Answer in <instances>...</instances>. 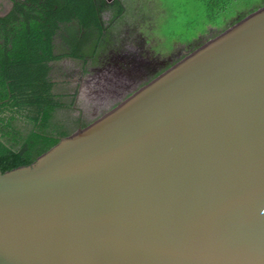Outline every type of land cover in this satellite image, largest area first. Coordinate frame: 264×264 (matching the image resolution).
Wrapping results in <instances>:
<instances>
[{
	"label": "water",
	"instance_id": "1",
	"mask_svg": "<svg viewBox=\"0 0 264 264\" xmlns=\"http://www.w3.org/2000/svg\"><path fill=\"white\" fill-rule=\"evenodd\" d=\"M0 264H264V6L0 169Z\"/></svg>",
	"mask_w": 264,
	"mask_h": 264
},
{
	"label": "trees",
	"instance_id": "2",
	"mask_svg": "<svg viewBox=\"0 0 264 264\" xmlns=\"http://www.w3.org/2000/svg\"><path fill=\"white\" fill-rule=\"evenodd\" d=\"M37 1L34 0V4ZM213 1L217 0H210L212 3ZM41 5L33 6L31 9L26 2L22 5L16 3L6 18L9 22L7 34L0 35L4 40L0 41L2 172L32 163L39 155L54 146L61 137L71 134L80 126L87 125L78 123L76 127L71 128L70 123L59 120L53 122L55 112L66 104L64 102L66 94L57 92L54 104L50 105L48 87L59 85L60 77L57 76L56 81H51L49 60H58L76 53L74 50L65 53L59 50L64 45L63 33L68 24H77L80 28L89 30L91 36L97 32L98 39L94 41L95 44L98 43L105 29L101 22L100 10L107 8L108 4L105 0H46V3ZM245 15H241V18ZM31 47L36 49L30 50ZM55 47L57 53H54ZM42 52L39 58L33 55ZM62 84L67 82L64 81ZM23 87L31 90H25ZM67 98L68 101H75L76 93L72 94L71 99L69 96ZM30 106L36 110H31L33 108ZM22 121H28L31 125L28 131L21 130ZM50 125L54 126L53 130L49 129Z\"/></svg>",
	"mask_w": 264,
	"mask_h": 264
},
{
	"label": "flooded vegetation",
	"instance_id": "3",
	"mask_svg": "<svg viewBox=\"0 0 264 264\" xmlns=\"http://www.w3.org/2000/svg\"><path fill=\"white\" fill-rule=\"evenodd\" d=\"M33 1L34 0H30V2H28V0H0V18H2V21H0V35L1 33L7 34L9 22L6 20V18L13 11L16 3L22 5L26 2L27 6H30L31 9L33 8V6H38L41 5V3H46V0H38L35 4ZM105 1L108 4L107 8L100 10L101 22L104 25L105 29L104 34L102 38L98 40V43L95 44L94 41H97L98 39L97 32H95V35L91 36L89 30L80 28L77 24L67 25L66 31H64L63 33L65 35V42L64 45L59 48V50H62V53H65L68 50H74L76 53L72 56H63L58 60H49V66L51 68L49 71V76L51 77V81H56L57 76L60 77L59 85H53L48 87V91H50V105L54 104L53 102H55L56 100L57 92L66 94L64 97V102H66L67 96H69V98L71 99L72 94L76 93V96L78 97V94H81L84 89L87 91L86 93H88L90 90H93L95 95L98 97L92 98L101 103L103 96H105L106 92L109 91V86L107 82H104L105 80L97 81V84L93 85L94 89L90 84H88L90 79V68L93 67L95 68L93 77H97L100 79L105 74V72H108L113 75H116V77H119L120 80H122L124 76L125 80L123 81V84H128V82L134 83V86L130 85V87L124 85V88L121 91L119 90L123 87V85L120 86L119 84V87L115 86V88L113 89L114 96H116L117 100L119 101L113 100L112 102H110L112 110L123 100L128 98L131 94L153 81L156 77L165 72L168 68L172 67L174 64L179 62L184 56L194 51L199 46L209 40L208 39L205 42L200 43V37L197 43H192L189 44L187 47H182L181 49H178L177 52L172 51L165 57H161V55L151 56L149 52H145L143 48L144 40L141 39V41H139L136 37L132 36V34L135 32V29L130 28V23L129 25H125V28L127 30H124V32L122 33L123 36H126L125 38L121 39L120 35L118 36V34L115 33L116 25L122 18V13H125L127 11L126 1ZM41 6L45 7V5ZM263 6H259L257 8H261ZM235 18L236 20L232 22V24L236 23L239 19H241V16L237 15ZM33 40L42 42V40ZM0 41L3 42L4 40L0 37ZM72 42L75 44H73ZM34 49L36 48H30V50ZM54 53H57L56 47L54 48ZM42 54L43 52L40 54L34 53L33 55L34 57L39 58L42 56ZM59 69L61 70L58 73ZM109 79L108 80L111 83L113 76H111V78ZM64 81H68V83L63 85L62 83ZM69 82H71L72 84L69 85ZM41 88L46 87H38V89ZM130 88L133 92H130ZM25 90H31V88H25ZM32 106L35 105L32 104ZM32 106H30V108H33ZM67 106L71 108L74 107L75 104L72 106V102L68 101L60 109H66L68 108ZM96 108L97 106H95V109ZM31 110L35 111L36 108L34 107ZM4 114L7 113L4 112ZM79 116V124H89L96 120L94 119L93 121L87 122L81 117V115ZM53 122H56V112L54 114ZM20 126L21 130L23 131H28L31 127L28 121H22L20 123ZM53 127V125H50L49 129L53 130Z\"/></svg>",
	"mask_w": 264,
	"mask_h": 264
},
{
	"label": "rangeland",
	"instance_id": "4",
	"mask_svg": "<svg viewBox=\"0 0 264 264\" xmlns=\"http://www.w3.org/2000/svg\"><path fill=\"white\" fill-rule=\"evenodd\" d=\"M127 11L122 13V18L116 25L115 33L123 39L125 25L135 29L132 34L139 41L144 40V50L152 55L165 57L172 51L177 52L182 47L197 43L201 37V42L215 37L231 26L237 15L251 13L263 6L264 0H125ZM100 64V63H99ZM96 65V64H94ZM95 68H90L89 82L92 87L97 81L105 80L109 86V91L103 96L99 103L92 97H98L93 90L88 93L84 89L81 94L72 101V106L66 109H59L56 112V120L70 122L71 128L76 127L79 115L87 121L103 116L111 110L110 102L117 100L113 89L123 85L130 87L134 83H124L116 75L105 72L99 79L94 76ZM111 76L113 79L110 83ZM109 79V80H108ZM93 80V81H92ZM68 83V81H67ZM72 83L69 82V85ZM89 85V86H90ZM88 86V87H89ZM94 89V87H93ZM127 91V90H126ZM130 92H133L130 88ZM119 101V100H117ZM68 102V98H66ZM96 103V104H95ZM97 106V110L95 109ZM110 109V110H109ZM83 120V121H84Z\"/></svg>",
	"mask_w": 264,
	"mask_h": 264
}]
</instances>
